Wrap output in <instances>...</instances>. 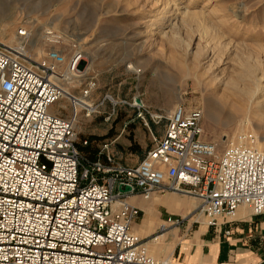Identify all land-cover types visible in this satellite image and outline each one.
Instances as JSON below:
<instances>
[{
  "label": "built area",
  "instance_id": "built-area-1",
  "mask_svg": "<svg viewBox=\"0 0 264 264\" xmlns=\"http://www.w3.org/2000/svg\"><path fill=\"white\" fill-rule=\"evenodd\" d=\"M18 37L13 46L0 42V264H162L133 231L140 212L130 203L134 196L193 198L192 216L208 228L232 222L240 206L264 214V150L239 135L218 153L201 139L199 108L150 114L153 126L164 121L161 134H153L133 99L128 105L148 128L152 147L133 166L116 162L113 142L98 143L88 158L77 147V118L98 114L113 99L91 100L93 85L78 72L84 62L78 43L68 55L49 50L35 61L25 54L28 31L20 28ZM69 72L80 76L79 94L63 86ZM62 100L66 105L51 114ZM80 142L88 146L87 139ZM187 219L169 216L158 234Z\"/></svg>",
  "mask_w": 264,
  "mask_h": 264
},
{
  "label": "rangeland",
  "instance_id": "rangeland-1",
  "mask_svg": "<svg viewBox=\"0 0 264 264\" xmlns=\"http://www.w3.org/2000/svg\"><path fill=\"white\" fill-rule=\"evenodd\" d=\"M20 28L32 32V60L40 61L49 51L41 39L47 29L82 44L85 55L78 72L93 85L91 100L110 96L116 103L105 101L89 118L80 114L76 141L113 142L119 164L135 165L139 153L152 147L148 128L128 105L135 98L143 102L140 111L153 134L161 133L164 121L153 126L150 114L168 116L183 105L203 111L201 139L216 144L218 153L239 135L254 140L257 149L264 146L259 96L264 87V0H0V42L14 43ZM74 41L53 45L68 55ZM81 79L63 86L79 94ZM64 105L60 101L51 113ZM67 109L64 118L70 117ZM131 145L137 149L130 151ZM194 213L188 220L196 219ZM143 214L140 210L135 233ZM198 221L205 222L201 216Z\"/></svg>",
  "mask_w": 264,
  "mask_h": 264
},
{
  "label": "crops",
  "instance_id": "crops-1",
  "mask_svg": "<svg viewBox=\"0 0 264 264\" xmlns=\"http://www.w3.org/2000/svg\"><path fill=\"white\" fill-rule=\"evenodd\" d=\"M137 198L140 197H132L130 203L144 214L136 233L148 240L150 255L160 263L264 264V214L254 216L248 206H240L232 222L217 228H208L197 219H187L181 226L169 227L159 242H153L149 238L165 223L167 216H189L198 203L193 199H178L174 194H155L149 201L141 200L139 205L135 203ZM225 231L229 234H224Z\"/></svg>",
  "mask_w": 264,
  "mask_h": 264
},
{
  "label": "bare ground",
  "instance_id": "bare-ground-1",
  "mask_svg": "<svg viewBox=\"0 0 264 264\" xmlns=\"http://www.w3.org/2000/svg\"><path fill=\"white\" fill-rule=\"evenodd\" d=\"M185 14V13H184ZM27 31H28V40H27V42H26V47H25V54L27 55V56H29L30 57V51H29V45H30V47L31 48H35L34 46H36L35 45V43H34V41H33V39L34 38H31L32 37V32L30 31V30H28L27 29ZM57 32V31H56ZM55 32V30H53L52 28L51 29H47V30H45L43 33H42V37H41V39H42V42H43V44H45L47 47H49V49L48 50H53V51H59V52H63V48L62 47H59V46H55V45H53L54 43H57L58 42V39H59V42H61L63 45H66V44H68V43H70L71 41H74V40H71V37L69 38L68 36H66V35H63L61 32H59L58 31V33H56ZM55 33V34H54ZM47 34V35H46ZM48 34H49V36H48ZM1 37L2 38H7V34H5V33H3L2 35H1ZM32 39V42H30V40ZM21 41V39L16 35V37H15V41H14V43H12V41H10L9 43H10V45L9 46H13V45H15V44H19V42ZM74 42H76V43H78V45H79V48L81 49V51L83 52V54L85 55V53H84V50H83V47H82V44H80L79 42H77V41H74ZM12 43V44H11ZM70 47V46H69ZM40 50V49H39ZM69 50H71L72 51V47L71 48H69ZM46 54V53H45ZM45 54L43 55V57H42V59L44 58V56H45ZM31 58V57H30ZM32 59V58H31ZM34 60V59H33ZM36 61V60H35ZM78 73V72H77ZM77 73H72V72H69V73H65L64 74V77L66 78L65 80H67V81H75L76 79H78V76H77ZM234 88H236V87H234ZM259 91H260V97L263 99V103H260V105L261 106H264V87H261L260 89H259ZM253 92V91H252ZM134 102H136V101H134ZM113 103H116L114 100H113ZM135 105L136 106H138V107H142L144 104H143V102H141L140 101V103L138 104V103H135ZM52 109V108H51ZM51 109L49 110V112L51 113ZM52 114V113H51ZM261 150H264V146L263 147H261L260 148ZM184 197H186V196H184ZM193 199V198H192ZM194 200V199H193ZM205 223V222H204ZM205 225H206V223H205ZM165 226H167L166 225V223H162L161 224V226L160 227H165ZM137 234V233H136ZM139 236V235H138ZM162 236L161 235H159L156 239H155V241H153V242H158L159 240H160V238H161ZM147 249H148V243H147ZM148 253H149V250H148ZM150 254V253H149ZM152 256V255H151ZM156 260V259H155ZM157 261V260H156ZM159 262V261H158ZM160 263V262H159Z\"/></svg>",
  "mask_w": 264,
  "mask_h": 264
},
{
  "label": "trees",
  "instance_id": "trees-1",
  "mask_svg": "<svg viewBox=\"0 0 264 264\" xmlns=\"http://www.w3.org/2000/svg\"><path fill=\"white\" fill-rule=\"evenodd\" d=\"M86 139L88 140V146L82 147L80 145L81 142H78L77 147L82 153L87 155L88 158H93L96 151H97L96 145L98 144V139H95V138H86ZM129 149H130V151H133V150L137 149V147L131 145L129 147ZM144 155H145L144 152H140L139 153L140 159H142L144 157Z\"/></svg>",
  "mask_w": 264,
  "mask_h": 264
},
{
  "label": "water",
  "instance_id": "water-1",
  "mask_svg": "<svg viewBox=\"0 0 264 264\" xmlns=\"http://www.w3.org/2000/svg\"><path fill=\"white\" fill-rule=\"evenodd\" d=\"M135 101H136V103H138V104L140 103V99H139V98H135ZM125 190H126V191H129V188H125Z\"/></svg>",
  "mask_w": 264,
  "mask_h": 264
}]
</instances>
